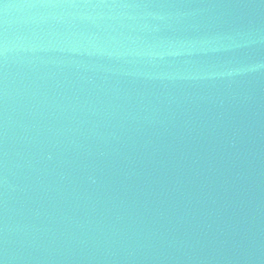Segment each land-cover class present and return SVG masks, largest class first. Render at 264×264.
<instances>
[{
    "label": "water",
    "instance_id": "obj_1",
    "mask_svg": "<svg viewBox=\"0 0 264 264\" xmlns=\"http://www.w3.org/2000/svg\"><path fill=\"white\" fill-rule=\"evenodd\" d=\"M0 264H264V0H0Z\"/></svg>",
    "mask_w": 264,
    "mask_h": 264
}]
</instances>
